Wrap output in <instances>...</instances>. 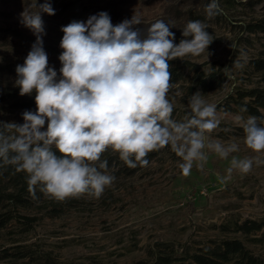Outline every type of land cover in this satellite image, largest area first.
<instances>
[{"label":"clouds","instance_id":"clouds-1","mask_svg":"<svg viewBox=\"0 0 264 264\" xmlns=\"http://www.w3.org/2000/svg\"><path fill=\"white\" fill-rule=\"evenodd\" d=\"M38 8V12L21 13V23L36 35V41L15 69L19 94L35 93L36 111L25 110L23 123L0 120V166L25 172L33 195L39 188L58 202L85 195L99 199L115 181L107 161L101 160L109 149L135 168L148 166L150 152L170 146L181 158L178 167L184 176L194 164L202 168L209 152L227 159L239 151L235 142L209 138L220 120L217 106L199 91L189 99L190 114L182 121L172 118L169 61L208 51L213 39L204 22H187L176 43L168 23L156 20L139 27V14L115 25L106 11L86 21L73 20L61 28L63 51L57 70L50 66L44 48L41 15H55V9L49 0ZM221 11L219 0L206 6L208 18ZM234 121L244 131L246 147L264 152V118L245 120L237 115ZM254 163L264 161L233 156L227 173L248 174Z\"/></svg>","mask_w":264,"mask_h":264},{"label":"rangeland","instance_id":"rangeland-1","mask_svg":"<svg viewBox=\"0 0 264 264\" xmlns=\"http://www.w3.org/2000/svg\"><path fill=\"white\" fill-rule=\"evenodd\" d=\"M30 1L37 4L34 11L25 9L23 0H20L19 6L14 3L11 12L15 15L9 19V24L20 31V35H25V39L28 37L30 40L28 48L19 53L25 57L36 41V35L21 23V13L25 10L29 13L38 12V4L44 3V0ZM49 2L55 9V15L41 14L46 32L43 35L44 48L48 53L50 66L59 70L61 65L58 56L63 51L59 46L63 36L62 26L73 20L86 21L90 15L98 14L99 10L108 12L114 25L126 18L131 19L134 14H139L142 18V25L139 27L146 28L156 20L168 23L164 6L171 1ZM261 7L262 5L259 6L256 17L262 12ZM187 9L188 6L185 7L186 11ZM242 10L240 11L250 13L249 10ZM233 16H224L222 21L231 20L232 23L242 24L246 18L251 20L246 14L238 19ZM208 20L216 22L212 17ZM210 26L212 34L220 40L203 54L187 56L184 60L197 64L201 67V72H209L214 66L217 69L222 63H227L231 65L226 69L228 78L222 89L203 93L200 88L190 89L194 84L192 77H196L198 73L190 68L186 69L183 73L184 79L172 87L168 94L174 104L172 118L182 121L188 116L189 99L199 91L207 102L217 106V118L220 120L219 126L209 134V138L224 144L235 142L239 145V151L231 153L227 159L209 152L208 160L202 168L194 164L190 174L184 176L178 167L182 162L181 158L170 146H166L156 151L157 156L149 161L148 166L141 167L134 175H128L126 171L116 175L112 186L106 188L99 199L85 195L71 198V202L70 198L58 202L43 194L32 208L21 210L23 214L41 217L36 230L24 237L14 232L17 230L16 225L0 231V256L2 253L14 252V246L17 245L40 243L44 249L54 253L60 264L70 261L134 264L146 256L154 242L167 241L177 247L188 243L195 250L205 244H211L210 240L223 238L224 233L218 228L222 224H230L236 219H264V163H254L252 171L248 174L233 171L229 176L227 173L233 156L238 159L258 157L264 161V152L256 153L246 147L244 131L234 121L237 115L245 120L249 115L243 116L234 110H228L232 93L264 86V75L251 69L249 63V59L258 57L259 52L264 50V34L252 36L253 40L250 42L253 46L246 43L239 45L240 36L244 37V32L238 25H234V28L233 25L222 22ZM170 30L175 33V42L179 43L182 33L178 34L174 28ZM36 108L35 103L30 111H36ZM23 112L6 110L0 117L3 121L23 123ZM222 177H226L224 182H221ZM226 236L241 237L240 233L234 232ZM255 236L261 237L262 233ZM20 239L23 241L17 242ZM250 246L264 254V241L251 243Z\"/></svg>","mask_w":264,"mask_h":264},{"label":"trees","instance_id":"trees-1","mask_svg":"<svg viewBox=\"0 0 264 264\" xmlns=\"http://www.w3.org/2000/svg\"><path fill=\"white\" fill-rule=\"evenodd\" d=\"M170 1L164 6V14L169 19L168 24H173L170 26L178 34H181L187 22L195 20L204 22L213 39L209 48L220 40L212 34L210 25L213 23L216 25V23L223 22L224 24L233 25L234 28L236 27L234 25H238L244 32V37L240 36L239 45L246 43L253 46V43L250 42V40H253L252 36L259 35V33L264 34V0H219L222 11L212 17L216 22H208L206 15V6L211 2L210 0ZM14 3L19 6L20 0H0V52L2 51L0 53V114L6 112V110L14 113L32 110L35 105V93L31 96H21L19 88L15 85L16 66L23 64L26 58L20 56L19 53L21 50L28 48L30 40L28 37L25 39V35H20V31L15 30L9 24V19L12 15H15L11 12ZM23 4V7L29 12L34 11L37 6L36 3L30 0H23ZM260 5H262L260 10L262 14L260 13L259 17H256ZM187 6L186 11L185 7ZM242 9L249 10L250 13H247V11L241 12ZM99 12L101 11L99 10ZM244 14L247 17L249 16L251 20L246 18L242 24L232 23L231 20L222 21L226 16L234 15L233 17L238 19ZM249 61L251 69L264 75V50L259 52L258 57L251 58ZM169 63L171 65L172 87H175L184 79V71L190 68L198 73L196 77H192L194 84L190 89L200 88L203 93L222 89L228 78L226 69L231 66L222 63L217 69L214 66L209 72H201V67L191 61L177 58L169 61ZM228 110H234L243 116H255L258 120L264 118V86H255L232 93L228 101ZM155 156H157V153L153 151L146 158L150 161ZM101 160L107 161L108 173L114 176L120 175L123 171H126L128 175H134L138 169L143 167L139 165L135 168L128 167L119 158V154L114 153L111 149L102 155ZM26 175L23 171H16L12 165L0 166V231L10 228L11 225H16L17 230H14V232L22 237L36 230L41 217L23 214L21 210L32 208L33 204L41 199L43 195L39 188L36 189L35 195L29 191ZM218 228L221 233H224L223 238L210 240L211 244H205L195 250L188 243L177 247L167 241L154 242L152 248L148 249L146 256L140 258L134 264H264V254L250 246L251 243L258 244L264 241V219H247L245 221L236 219L230 224H222ZM230 232L240 233L241 237L226 236ZM258 233H262V236H255ZM22 241L20 239L17 242ZM14 247H16L14 252L2 253L0 264H60L54 253L44 249L40 243H25V245ZM63 264L101 263L97 261L90 263L70 261Z\"/></svg>","mask_w":264,"mask_h":264}]
</instances>
